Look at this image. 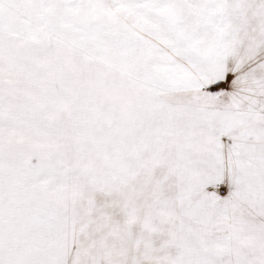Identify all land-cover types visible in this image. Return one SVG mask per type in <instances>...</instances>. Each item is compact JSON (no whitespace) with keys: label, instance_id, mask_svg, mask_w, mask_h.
Here are the masks:
<instances>
[{"label":"snow or ice","instance_id":"snow-or-ice-1","mask_svg":"<svg viewBox=\"0 0 264 264\" xmlns=\"http://www.w3.org/2000/svg\"><path fill=\"white\" fill-rule=\"evenodd\" d=\"M0 264H264V0H0Z\"/></svg>","mask_w":264,"mask_h":264}]
</instances>
